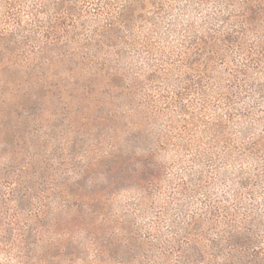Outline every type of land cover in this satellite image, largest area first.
I'll use <instances>...</instances> for the list:
<instances>
[{"label": "rangeland", "instance_id": "rangeland-1", "mask_svg": "<svg viewBox=\"0 0 264 264\" xmlns=\"http://www.w3.org/2000/svg\"><path fill=\"white\" fill-rule=\"evenodd\" d=\"M33 1L19 0L17 25L8 24L3 32L0 26V240L28 232L34 245L35 227L54 220L64 226L65 220L77 218L76 206L83 204L80 216L86 231L75 230L69 236L64 229L62 237L52 239L53 246L46 242L48 237L39 246L48 252L50 264H92L95 251L87 244L89 238L110 243L111 253L104 257L108 264H264L254 253L259 246L264 248V160L247 156L242 148L251 136H260L261 127L249 130L243 123L228 121L230 112L223 108L209 106L200 115L197 98L196 108H188L187 116L176 115L178 106L167 107L163 97L181 88L177 76L170 77L168 89L158 76L151 80L152 69L160 66L159 56L172 50L173 39L166 31L169 17L186 23L177 13L188 16L179 5L190 2L138 0L131 7L135 12L130 29H118L120 41L112 47L105 34L99 49L89 39L95 30L105 31V14L70 0L74 11L66 21L68 27L62 28L64 34L42 24L55 16L51 9L36 19L34 11L28 14ZM121 1L101 3L114 13ZM191 6L189 20L196 22L201 10ZM34 19L40 28L34 27ZM43 30L60 39L56 43L46 39ZM145 46L153 48V61ZM221 73L225 70L218 64L214 74ZM262 78L264 74L258 81L264 87ZM208 86L212 89L207 93L214 92L215 87ZM254 115L264 120L261 108ZM170 119L177 128L188 122L186 139L192 138V145L201 141L204 122L216 125L213 128L223 132L224 140L197 159L195 147L177 152L173 146L180 142L177 138L155 149L153 141L170 134ZM161 124L166 130L158 133ZM129 141L139 157L142 150L153 152L151 164L160 176L155 186L139 188L132 179L116 184L119 173L112 163L119 153L115 151L127 154ZM136 166L123 171L122 178H132ZM112 182L115 186L108 187ZM69 190L76 195L68 197ZM96 191L98 197L90 204L88 197ZM39 199L47 214L36 219ZM194 215L204 224L196 252L186 254L178 250L181 231L174 234L169 228L174 223L183 228ZM10 220L14 223L8 225ZM227 225L237 228L242 248L229 251L219 231ZM69 243L80 244L81 249L69 248ZM66 248L79 259L76 263L65 256ZM229 252L232 258L224 259ZM0 261L16 264V257L0 246Z\"/></svg>", "mask_w": 264, "mask_h": 264}, {"label": "trees", "instance_id": "trees-1", "mask_svg": "<svg viewBox=\"0 0 264 264\" xmlns=\"http://www.w3.org/2000/svg\"><path fill=\"white\" fill-rule=\"evenodd\" d=\"M77 1L87 4L88 7L92 6L91 9L94 11H99L101 14L106 15L108 22L104 27L105 31L102 32L101 30H95L92 32V37L89 39L95 41L97 46H100L99 49H101L105 44V40L103 39L105 34H108V38L106 39L107 45L112 47L115 46L114 43H116V41H120L116 35L117 30L130 29L132 24L131 20L135 12V10H132L131 7L132 4L138 0H122L121 2H123V4L114 13V10L110 12L109 8L107 9L106 7V3H101V0ZM188 2H190L188 5L192 4L193 7H198L197 10L202 11V6H205L206 4L211 5L213 3H218L221 2V0H188ZM244 2L246 4L245 12L247 13L246 15L243 13L241 14L244 16V24L255 26L261 21H264V0H244ZM18 3L19 0H0V11L2 12L0 15V26L3 29L2 32L4 31V27H6V25L11 24L14 26L18 24V17L22 11ZM49 9L53 11V15L55 16H52V18H46L42 24H48L50 26L53 25L52 29L58 28L60 29V32L66 34L65 30H62V28L66 29V27H68L66 21L72 17V13L74 11L70 6V0H56L54 3L49 2V0H34L28 10V14L32 15L34 11V18L36 19L38 13H47V10ZM35 19L34 27L37 26V23H39L38 21H35ZM222 19L227 21L230 17H223ZM178 23L180 22H178L175 18L169 19L166 31L167 38L170 37L173 39V42L171 43V53L165 56L163 54L164 52H162L157 59L160 66L152 69L153 75L151 80H156L158 76V79L160 78L159 80H162L158 82H160L162 86H165L166 89H168L169 79L173 75L177 76V82L179 86H181V88L177 91H167V95L163 97L167 107H171L172 105H176V107L178 106V110H174L176 111L175 114L185 117L189 114L187 110L188 108H196V106L194 107V99L197 98L200 104V108L198 109L200 115H204L209 106L216 109L223 108L230 112L226 116L228 121L235 120L236 122L243 123L245 129L249 130L257 126L261 127L260 136H251V138H249L250 140L245 143L242 148L247 156H253L258 161H263L264 120L259 116H255L254 111L260 108L264 110V108L260 106L264 103V87L260 85L258 81V79H260L264 74V46H257L254 51L249 50L245 53L244 50L239 48V42L241 40L243 29L233 28L232 31L226 32L222 37H217L213 32H209L206 29L203 34H201L198 28L202 29L203 23L197 25V23L193 20H188L186 23L179 24L178 28L173 27V25ZM37 27L40 28L41 26ZM47 31L48 30H43L44 37L46 39L50 38L54 40L55 43L58 42L60 36H56L57 34L55 32L50 34V32ZM2 32H0V35ZM181 36L183 37L182 39L179 38ZM98 38H101L102 40L100 41ZM217 40H219V44H217ZM223 46H227L225 50L233 49L237 51L240 58L232 60L230 55H218L221 47ZM144 48L146 55L150 56V61H153V48L148 46H145ZM218 64L221 68H224L225 73H221L222 75L216 77L214 72L218 70ZM208 85L215 87L213 88L214 92L210 94L207 93V89H212L209 88ZM234 89H237V91H233ZM245 101L247 102L245 103ZM238 106L239 108H237ZM191 121H194L193 117L191 118ZM169 123L168 127L171 129L170 134L168 136L165 135L155 139L152 143V145L155 146V149L165 147L177 138L180 142H178V144L177 142L173 143L177 152H187L189 149H192V147H195L198 153L195 155V159H197V155L200 157L203 156V152H205L204 154L211 152L215 145H219L224 140V135L222 134L223 132L213 128L217 127L216 125L212 126L208 124V122H204L202 132L204 135L201 137V141L192 145V138H189L188 140L186 139L189 136V131H187V121H183L184 126H181L180 128H177L178 124H175V122L171 119L169 120ZM174 133H177L176 136H174ZM135 137L133 136L134 139ZM180 138L183 139L179 140ZM184 140L186 141L185 144L182 142ZM147 142L148 140L145 141L143 147H146ZM129 144V148L131 150H129L127 154L122 151H115L119 153V156L113 160L115 163H112V167L116 168L119 173V178L116 184H125L126 181H130V179H132L137 182L139 188L155 186L158 183L160 176L155 173L153 169L154 166L151 164L154 155L153 152L142 150L144 155L139 157V153L134 146V142L129 141ZM175 145L177 146L175 147ZM134 165H137L138 167L136 166L137 170H132V178L123 179L122 172L129 170L130 167ZM110 186L114 187L115 185H113L112 182V184H109L108 187ZM98 193L99 192L97 191L92 192V196L88 197L90 204L95 203ZM67 195L68 197H73V195L75 196L76 194L69 190ZM38 201V208L36 212H34V218L36 219L47 214L46 210L44 211V206L41 204V200L39 199ZM82 205L83 204H81V206H76L75 213L77 218H71L69 221L65 220L63 223L64 226L54 220L52 223L50 222L46 223V225L43 224V226L35 227L34 245L28 238L29 235L27 236L28 232H26L27 234L19 232L14 236V238L13 236H10L9 239H1L0 246L7 248L10 253H13L16 257V264H50L51 258L48 255V252L45 250L43 251L42 247L38 249L39 246L45 242V237H48L46 238V242L51 243L50 245L53 246L52 239L57 241L60 237H62L64 229L66 231L68 230L67 234L69 236L74 235L75 230L85 228L82 230L86 231L82 218L83 216H80L81 213L84 214ZM66 207L67 206H65V208ZM91 210H93V207L90 208V211ZM12 223L14 222H11L10 220L8 225H11ZM35 224L41 225L39 222ZM203 224L204 223L201 222L200 219H197V216L194 215L189 219L188 223L184 222L183 228H177L175 223L170 226L169 231L172 230L174 234L181 231L182 243L178 246V250L184 249L186 250V254L196 252L194 246L197 245L195 242L201 237L200 233ZM212 225L215 227V223H212ZM236 229L237 228H234V226L227 225L225 228L221 227L219 230L221 231L220 233L226 237V241L229 244L228 247L231 249L229 251H232V249L236 247L242 248L243 246L236 240ZM87 244L95 251L92 264H108L106 260H104L105 254L111 253V246L108 241L103 242L99 239L97 240L96 238L92 240L89 238L87 239ZM32 245L34 248H32ZM68 246L72 249L74 247L72 243H69ZM79 247H81L80 244L78 247L74 248L80 250L81 248L79 249ZM69 248H66L67 253L65 256L69 258V262L76 263L77 261L75 259L78 258L69 252L71 251ZM44 252L45 254L43 255ZM254 253L255 255L258 254V256H261V261L264 263V248L259 246L258 251L254 250ZM180 254L184 260H189L186 254L182 252ZM230 257L231 255L229 252L224 259L227 260ZM212 258H215V256ZM83 263L87 264L88 261ZM184 264H186V262ZM208 264H210V261H208Z\"/></svg>", "mask_w": 264, "mask_h": 264}, {"label": "clouds", "instance_id": "clouds-1", "mask_svg": "<svg viewBox=\"0 0 264 264\" xmlns=\"http://www.w3.org/2000/svg\"><path fill=\"white\" fill-rule=\"evenodd\" d=\"M179 7L181 9H186L189 13L188 16H184L183 13H177L182 21L187 22L193 17L191 5L181 4ZM202 7L203 11H200L199 15L195 17L197 25L203 23V28H198L201 34H203L206 29L209 32H213L217 37H222L226 32L232 31L233 28L243 29L239 42V48L241 50H244L246 53L249 50L254 51L257 46H264V21H261L255 26L243 23L244 16L241 14H247L245 12L246 4L244 0H221V2ZM223 17H230V19L225 21L222 19ZM169 19H172V17H169ZM173 27L178 28L179 24L173 25ZM179 38L182 39L183 37L181 36ZM217 44H219V40H217ZM226 48L227 46L221 47L218 55H230L234 58H240L237 51L233 49L225 50ZM246 102L247 101H245V103ZM260 106L264 108V103ZM165 130L166 129H164V126L161 124L157 132L160 133ZM0 264H4V262L0 261Z\"/></svg>", "mask_w": 264, "mask_h": 264}]
</instances>
